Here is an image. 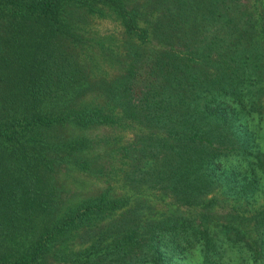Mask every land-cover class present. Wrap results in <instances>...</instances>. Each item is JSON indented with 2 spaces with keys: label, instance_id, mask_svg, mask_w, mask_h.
<instances>
[{
  "label": "trees",
  "instance_id": "16d2710c",
  "mask_svg": "<svg viewBox=\"0 0 264 264\" xmlns=\"http://www.w3.org/2000/svg\"><path fill=\"white\" fill-rule=\"evenodd\" d=\"M136 1L0 0V264H264V0Z\"/></svg>",
  "mask_w": 264,
  "mask_h": 264
},
{
  "label": "rangeland",
  "instance_id": "374dc122",
  "mask_svg": "<svg viewBox=\"0 0 264 264\" xmlns=\"http://www.w3.org/2000/svg\"><path fill=\"white\" fill-rule=\"evenodd\" d=\"M136 2L141 3L142 0H137ZM83 27H85L84 34L87 36L106 35L109 38L106 42L109 43V48L114 49V51L117 50V51H120L121 53H124V50L129 45V42L124 38L121 26L119 25L117 20L113 19L111 16H106V17L86 16L84 18ZM146 46L148 47V50L151 52L153 49L152 44L148 42V43H145V47ZM109 69L112 74L115 73V70L111 68ZM140 73H141L140 76H142L144 73L143 68L140 69ZM138 80L139 78L137 79L136 84H138ZM263 101H264V96H263ZM83 131L86 132L87 135L91 137L92 139L106 136L110 139V141H111V138H113L114 141H116V143H125L127 141L132 140V138L134 137V135L130 131L120 130L117 128H109V127H104V126L89 127L87 129H84ZM116 143H113L111 145L116 146ZM105 146L107 147V145ZM110 158H109V161L112 165H114L115 169L122 168L121 170L122 172L125 170L127 166L126 163L121 162V161L118 162L115 160V159L118 160V155L113 156V157L111 156ZM116 171L118 173L117 169ZM60 174H61L62 182L66 187V191L62 189L59 191V194L62 197L73 198L77 194L84 195L87 193H95L98 190H100L103 186L107 184H113V181L110 180V177L105 179V177L108 175L106 173L97 174L98 176L96 177L94 176V174H87V173L77 171V170L60 169ZM119 175H123V173ZM137 200H139L137 202L143 203V205H147L148 207L150 206V208L153 206V204L156 207H160V206L163 207L165 202L167 203L170 201V197L165 194H161L160 190L158 189L156 190L150 189L147 194L145 193L140 194V197ZM181 208H182V211L188 212V209L186 207L182 206ZM195 210L196 209H192V211L194 212ZM49 261L50 263L52 262L51 257H49ZM58 264H67V263L59 262Z\"/></svg>",
  "mask_w": 264,
  "mask_h": 264
}]
</instances>
